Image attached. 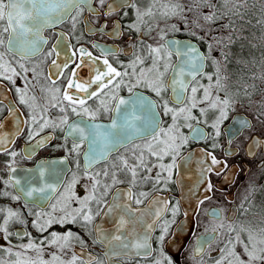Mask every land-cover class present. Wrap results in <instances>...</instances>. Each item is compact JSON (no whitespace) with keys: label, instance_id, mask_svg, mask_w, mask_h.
I'll return each instance as SVG.
<instances>
[{"label":"flooded vegetation","instance_id":"af4514ba","mask_svg":"<svg viewBox=\"0 0 264 264\" xmlns=\"http://www.w3.org/2000/svg\"><path fill=\"white\" fill-rule=\"evenodd\" d=\"M158 2L165 4L167 9L172 5L184 4L183 0L176 4L174 0H103V3L101 0H91L88 5L73 8L67 15L56 17L51 25L41 29L38 37L30 35V41H40L37 44L38 50L35 51L27 45L23 51H9L7 34L2 31L6 21L0 22V37L5 41L0 46V54L3 55L0 65H4L0 67V139L3 141L0 143V228L5 227L4 221L8 219L7 235L0 231V264H17L18 260L21 264H30L32 261L39 264L40 260L51 261L53 256L67 264L73 255L77 257L76 264H88L89 261L92 264H217L221 259L224 264H228L233 259L227 255L228 249L241 259L247 260L244 247L248 244L251 250L249 236L254 239L264 235L258 228L260 224L253 213L254 206H251V203L257 202L252 196L259 188V181L253 180L261 176L259 172L264 167V152L259 147L249 157L250 154L246 151V145L253 135L262 138L264 136L253 131L254 121L250 116L245 114L250 119L251 126L242 128L238 135L229 139L224 127L235 114L241 112L229 115L221 125L216 139L211 137L210 128L199 121L202 116L199 108H193L192 115L196 117L195 120L186 121L183 116L178 117L179 132L188 137V141L179 148L171 178L160 179L158 183L156 174L158 168L160 169L159 160L150 156L146 150L145 162L152 170L148 172L146 168H137L134 185L131 183V173L122 164L123 160H127L129 166H134L148 140H130L88 166L85 153L89 151V141L79 142L78 134L69 135L68 125L81 121L85 124L110 125L116 115L111 111L117 104L114 94L126 100L133 94H145L158 105L156 110L161 119L160 127L167 130L172 125V113L164 115L162 107L159 106L162 103L161 98L147 85L157 79L158 73H164L163 80L168 84L177 56L173 54L170 59L165 57L153 68L156 54L151 49L161 48L163 56L165 48L169 50V37L187 38L198 46L205 57L206 66L207 56L205 39L189 36L185 30L176 31L174 25L169 24V15L161 24L152 20L153 13L157 12ZM109 5H112L111 10ZM138 14L144 15L138 17ZM199 34L203 37L204 31L200 30ZM81 50L91 53V57H82ZM105 59L122 74L118 77H106L105 82L112 80L107 88L101 91L96 84H92L88 92L96 90L98 94L91 99H87V93L79 92L75 87L68 88L70 80L84 83L94 79L95 69L107 71L103 63ZM165 63L169 65L166 72ZM124 73L127 75H123ZM205 75L206 68L190 82L185 92L186 97L189 98L192 88ZM5 76L11 79H6ZM118 83L120 86L116 89ZM65 92L74 98L86 99L85 107L96 113L95 121L89 120L87 115L72 112V107L81 111L80 106L70 105L64 100ZM21 96L24 103H21ZM162 96L169 101L171 108L178 109L183 106L172 103L169 89ZM186 104L190 103L186 101ZM105 106L109 111L104 110ZM33 116L36 117L35 121L32 120ZM65 116L67 124H62ZM45 121H48V125L41 129ZM187 124H192L193 128H203L204 139L197 141L199 137H191L193 128L187 127ZM161 138L167 137L161 134L159 139L162 140ZM39 141L43 143L38 145ZM74 143H79L78 151L72 150ZM101 147V144H96L98 150ZM163 147V144L153 142L154 151ZM197 147L207 152L211 165L218 166L219 170L211 168L208 171L209 195L197 208L190 238L178 252H173L174 248L169 247V239L183 218L176 183L177 162L184 154ZM212 157H215L216 164L212 163ZM164 161L170 164L171 155H166ZM230 169L233 172L231 182L222 184L223 176ZM41 171L44 172L43 177L40 175ZM105 171L107 176L104 175ZM113 172L122 183L112 185ZM105 184L112 186L107 195L102 196ZM48 185L56 190L52 191ZM94 186V195L101 202H88L93 216L91 223L85 224L81 217H77L75 223H53L43 232L33 226L37 222L44 223L48 219L47 213L60 217L80 208L79 201L93 194ZM32 188L37 191L29 197L25 193ZM41 188H46V191H39ZM118 188H123L124 192L131 188L133 201L130 203L135 208L144 206L151 198L167 196V207L155 225L149 246L140 249L133 247L130 254L123 251L127 248L117 245L116 242L114 245H105L98 237L101 233L109 234L106 225L100 226L97 222ZM140 193L146 195L141 196ZM135 199L142 202L137 205ZM232 206L235 207V214L232 220H228ZM212 208L219 210V218L208 216V211ZM174 209L178 210L174 212ZM9 211L16 215L9 217ZM37 213L42 214L39 221ZM109 218L118 219V215ZM69 232L73 235L67 242L61 240L52 243V233L64 236ZM207 233H215L214 240L205 246L202 253L196 254L197 239ZM161 236L163 240L160 239ZM30 241L41 249L39 254L36 249L25 250L23 246ZM17 252L22 254L17 256ZM112 252L116 254L112 255Z\"/></svg>","mask_w":264,"mask_h":264},{"label":"snow or ice","instance_id":"6c2138e0","mask_svg":"<svg viewBox=\"0 0 264 264\" xmlns=\"http://www.w3.org/2000/svg\"><path fill=\"white\" fill-rule=\"evenodd\" d=\"M89 0H0V22H5L2 31L3 33L7 34V43L9 51H23L25 50V45H27L32 50H38L37 44L40 43L38 39L29 40V36L38 37L39 32L45 26L51 25L56 17H62L65 14H68L71 9L78 8L84 4H87ZM207 2V0H205ZM103 3V0H101ZM194 4L198 6V0H194ZM211 7V5H209ZM167 7V6H166ZM109 9H112V5H109ZM193 11L192 7H189L185 10V8L179 4L172 5L165 11V15L169 12L171 14L176 15L178 12ZM55 14V16H54ZM150 14V12H149ZM203 19L205 22H211L217 19L215 14L211 15H204ZM193 23L199 25L198 21H193ZM4 39L0 37V46L4 45ZM209 50H211V44H209ZM55 51V48L53 49ZM194 51V50H193ZM151 52L156 54V58L153 60V68H156L157 63L159 60L164 59L167 57L168 59L171 58L173 52L165 48L164 55H161V48H152ZM177 56H180L181 53L177 51L175 53ZM187 54V53H185ZM51 55V53H49ZM87 55L91 57V53H85L81 50V56ZM196 59L200 60V66L203 65L204 58L197 54ZM0 60H3V55L0 54ZM104 65L107 68V71H100L99 69H95L96 75L95 78L84 82V83H74L73 81H69L68 88H73L79 92L87 93V99H91L93 96H96L98 93L96 90L92 92H88L89 87L92 84H96L99 90H103L107 88L109 84L112 83L111 79H108L105 82L106 77H113V76H121L122 74L116 71L108 61L105 59L103 61ZM194 64L195 61H192ZM215 63V61H214ZM80 65H77L79 67ZM0 67H4V65H0ZM23 68V65H21ZM169 65L167 63L164 64L165 72L167 71ZM179 71L177 72L176 76L168 83L165 84L163 80L164 73H158V77L156 80L148 83V87L151 89L152 92L155 93L157 97L161 98V105L163 109L164 115L172 113V125L167 129H163L160 127V119L159 115L156 111L157 104L154 101L147 100L142 96H138L133 94L132 97L129 99L118 98L113 95L114 99H117V104L113 111L116 115L115 118L112 120L110 125L104 126L100 124H85L83 121L79 123H74L68 125L69 127V135L78 134L79 142L89 141V151L85 153V160L88 166L91 163L97 162L99 159H103L107 153L114 149L118 148L123 144H126L130 140L134 139H145L149 142L145 145V149L141 150L139 157L137 158V163L134 166H129L127 160H123L122 164L123 167L126 168L132 176L131 183L134 185L136 183V176H137V168L143 167L146 168L148 172H151V168L147 166L145 162V155L144 151L146 150L150 156H155L159 160H163L164 156L171 155V163L168 165L161 164L160 168L162 171L168 173V178H171L172 169L176 167V156L178 155L179 148L182 144L187 143L188 137L183 136L179 132V128L177 126V119L180 116H183L184 119L187 120H195L196 117L192 115V109L197 106V101L195 97V93L197 92V88H192V97L190 98V104H186V101L189 100L188 97L184 95L187 91V86L183 81V76L185 75L184 67L178 66ZM13 74H15V70H11ZM143 75V73H141ZM123 75H127L124 73ZM179 77V78H177ZM6 79H11L9 76H5ZM213 77L208 76V80L212 81ZM122 83V81H121ZM119 83L116 84L115 88H119ZM217 88L220 87V78L219 75L217 76L216 85ZM213 85L209 84L208 87L204 88V98L200 101L203 103L204 100H208L210 97V89ZM168 89L172 90V103L175 105H183L182 107L171 108L169 107V101L164 100L162 93L167 91ZM19 92L20 90L17 89ZM59 91V89H57ZM131 92V88L129 89ZM115 89H113V93ZM64 100H67L69 104H78L80 106L81 111H78L76 107H72V112L76 113L77 115H87L88 119L91 121H95L96 113L90 112L87 107H85L86 99H82L79 97L74 98L72 95H69L67 92L64 93ZM24 98L21 96V103H24ZM103 103V102H102ZM229 100L228 99H221L220 97H216V99L211 103L212 108H216L218 105L220 107V117L218 120L212 125L213 128L217 129V135H219L218 125L220 120L226 117V110L229 107ZM125 106V107H121ZM105 111H109V109L105 106ZM61 111H64L61 108ZM205 110L201 109V115H204ZM32 120L35 121L36 117L33 116ZM62 124H67V117L65 116L62 121ZM48 125V121H45L44 124L41 125V129ZM189 128H193L192 124L186 125ZM2 127V125H0ZM167 137L166 140H160V135ZM29 135L31 136L32 133L30 132ZM204 133L200 129L194 130V137H203ZM179 141V142H177ZM2 139H0V143H2ZM153 142L164 144V147L159 151L153 150ZM43 143V141H39L38 145ZM99 143L102 147L98 150L96 148V144ZM139 148L140 146L137 145ZM79 143L73 144V151H78ZM13 155H16L13 153ZM212 163L216 164L217 161L215 157H212ZM155 166V165H153ZM211 171V168L208 169ZM40 175L43 177L44 172L41 171ZM105 176L108 173L105 171ZM157 176V183L159 182L160 173L156 174ZM19 183V181H17ZM75 183V180L73 181ZM99 183V181H96ZM122 183L119 179H117L116 173H112V185ZM112 185H104V191L102 196L107 195L109 189ZM48 188H51L52 191H55V187L48 185ZM37 191V189L32 188L27 191L25 194L27 196H31L33 192ZM39 191L44 192L46 188H41ZM96 191L95 186L93 187V194H90L88 197H85L83 200L79 201L81 207L78 209H73L72 212H67L60 217L53 216L51 213H47L48 219L44 221V223H34V227H37L41 232L46 231L47 227H50L53 223H75L77 217H81L85 224L91 223L93 216L91 213V209L88 207V202L90 200H96V203L99 204L101 200L97 199L94 195ZM141 196H145L146 193H140ZM124 199L126 202H121ZM133 201V194L131 192V188H129L126 192L121 190H117L114 194L112 202L108 206V213H116L118 214V223L116 225V233L109 236H101V241H106L109 245H112L113 241H120V244L123 248H128L129 244L125 243L122 239V236L119 234L121 229L124 228L125 225L129 223H135L138 221L135 213L137 210L131 207V203ZM135 204L139 205L142 201L140 199H135ZM53 210H55V206H53ZM178 209H174L173 211H177ZM99 214V213H97ZM16 213L9 211V217L15 216ZM42 214L37 213V221ZM8 224V219H5L4 225L5 227L0 228V231L5 232L7 235V228L6 225ZM149 228L151 225L148 226ZM166 231V229H165ZM72 233L69 232L64 236H57L56 233H52V243H57L61 240L67 242V240L72 237ZM163 240V236L160 237ZM239 239V238H237ZM253 237L249 236V244H251V250L249 249V245L246 244L244 247V255L247 256V260L241 259L240 256H237L234 251L231 249L227 250V255L233 257V259L228 261V264H253L254 261H259L260 264H264V248L259 250V254L257 253V249L255 244H252ZM43 243V241H41ZM231 243V242H230ZM261 244H264V240L260 241ZM25 250L27 249H36L37 253L41 252L34 243L31 241L23 246ZM133 247L140 249V248H147V238L144 239L143 242H137ZM115 252H112V255H115ZM17 256L20 253L16 254ZM77 257L73 255L71 261L67 262V264H76ZM65 264L64 261L60 260L59 257L53 256L52 260L49 262H45L43 260L39 261V264ZM17 264H21L18 260ZM25 264H29V262H25ZM30 264H36L35 261L30 262ZM88 264H92L91 261ZM171 264V262H169ZM217 264H224V260L221 259L217 261Z\"/></svg>","mask_w":264,"mask_h":264},{"label":"water","instance_id":"95a60500","mask_svg":"<svg viewBox=\"0 0 264 264\" xmlns=\"http://www.w3.org/2000/svg\"><path fill=\"white\" fill-rule=\"evenodd\" d=\"M90 3L91 0H89V2L84 5H88ZM169 50L172 51L175 56H177L175 54L177 51L181 53L180 56H177V61L172 67V71L169 76V82L173 79L174 76H176L177 72L179 71L178 66H182L184 67L185 71V75L182 79L185 85L188 87L190 82L205 70L206 64L204 55L199 50L198 46L193 41L187 38L179 39L177 37H169ZM197 54L204 58L202 67L200 66V60L196 59ZM192 61H195V63L193 64ZM169 90L171 100L173 93L171 89ZM142 97L146 98L147 100H151L145 94H142ZM250 126V119L245 114L239 113L235 114L230 120V122L224 127V132L226 133V136L229 139L238 135L242 128H249ZM195 129H200L204 133L203 137H199L197 141L203 140L205 137V132L204 129L199 126L193 128V130L191 131V137L194 135ZM259 147H262V150L264 152V138L259 137L258 135H253V137L246 145V151L250 154L249 157H252ZM209 168H212L216 171L219 170L218 166L213 167L211 165L207 152L200 147L190 150L189 152L184 154L177 162L176 183L178 186V201L179 206L183 212V218L176 225L172 237L169 239V247L174 248L173 252H178L180 248L183 247L190 238L194 229V216L197 211V208L200 202L209 195L207 189V173ZM232 174V169H230L223 176L221 183L227 184L231 182ZM117 190H121L124 192L123 188L116 189L112 195V199ZM121 202L126 201L122 199ZM108 206L105 208L97 224H99L100 226L106 225L105 228L109 229V234L101 233V235L98 236L99 238L101 236L110 237L112 234H117L116 225L118 223V219L112 220V218L109 217L118 214H109ZM166 207L167 196L165 195L151 198L142 207H132L133 209L137 210L135 215L138 218V221L135 223H129L125 225L123 229H121V232L119 234L122 236L124 242L129 244V247L123 251L130 254L131 252H133V245H135L137 242H143L145 238H147V245L149 246L151 234L155 228L157 221L165 212ZM234 214L235 207L232 206L228 214V220H232ZM208 216L213 218H219V210L216 208L210 209L208 211ZM149 225H151L150 228L148 227ZM214 238L215 233H207L205 235H201L197 239L195 249V251L197 252L196 254L202 253L205 246L211 243ZM114 242H116L117 245L121 246L120 241H113V245ZM104 244L109 245L106 241H104ZM123 251L121 252L123 253Z\"/></svg>","mask_w":264,"mask_h":264},{"label":"trees","instance_id":"16d2710c","mask_svg":"<svg viewBox=\"0 0 264 264\" xmlns=\"http://www.w3.org/2000/svg\"><path fill=\"white\" fill-rule=\"evenodd\" d=\"M183 2L191 7V0ZM209 5V15L214 13L217 19L205 22L204 15L193 10L191 13L203 26L194 25L196 30L189 33V36L203 38L199 34L203 30L205 38L211 32H219L217 45H211L209 50L211 43L205 41L203 46L207 56L206 74L216 80L220 71L224 77L221 98L232 104L255 102L248 115L264 123V0H215ZM261 134L264 136V130ZM262 178L259 176L253 181ZM255 200L257 202L251 203L257 208L253 213L264 216V193H257Z\"/></svg>","mask_w":264,"mask_h":264},{"label":"rangeland","instance_id":"374dc122","mask_svg":"<svg viewBox=\"0 0 264 264\" xmlns=\"http://www.w3.org/2000/svg\"><path fill=\"white\" fill-rule=\"evenodd\" d=\"M174 1H175L174 4H176L177 1L180 2V0H174ZM191 1H192V4L190 6L193 8V10L196 13L200 12V14L209 15L211 13V11L208 9V5H209L210 2L214 3L215 0H207V2H205V0H198V6H196L194 4V0H191ZM158 3L159 4L156 7V9H157L156 11L157 12H154L153 16H152V20L153 21H156L157 23L161 24V22H165L166 21L167 15H169V24L174 25V28H175L176 31L177 30H179V31L185 30V31H188V33H191L192 31L196 30L194 25H197V24L193 23V21H198V20L193 15V13H191V12L189 13L188 11L178 12V14H176L175 17H174L173 14H171V12H169L167 15H165L164 13L168 9L165 7V4H160L161 2H158ZM183 5H184L185 10L187 8H189L185 3ZM142 15H144V14H142ZM142 15L138 14L137 16L141 17ZM184 20H186V21H184ZM198 22H199V25L203 24L200 21H198ZM204 35H205V32H204V34H202V36H203L202 39H205V41L208 42V43H211V45H217L216 36L219 37V32H211L209 35H206L205 38H204ZM218 61H220V60H218ZM208 76H210V75L206 74L205 77L198 84H196V86H195V88H197V92L195 93L197 106L195 108H199L198 110L200 112H201V109L205 110L204 115L200 116L199 121L210 128L211 137L213 139H216V137L218 136L216 134L217 133V129L213 128L212 125L220 117V107H221V105H218L216 108H212L210 105L216 99L217 96L221 98L220 89H222L221 88V84L223 82L224 77L222 76V73L219 71L220 87L217 88L215 86L217 79L209 81L208 80ZM209 84L213 85V87L210 89V97H209L208 100H204L203 103H200V101L203 100V98H204V88L208 87ZM192 95L193 94H192V91H191L190 94H189V100H188L189 103L191 102L190 98L192 97ZM221 99H223V98H221ZM254 104H255V102H253V101L250 102L249 104H242V105L241 104H237V103H234V104L229 103V107L226 110V117L224 119L220 120V122H219V125H218L219 131H220L221 125L229 117L230 114H232L233 112H241V113H244V114L248 115V112L251 111L250 109L253 108ZM192 111H194V110L192 109ZM195 111H197V110H195ZM253 121H254L253 131H255L256 133L261 134L262 130H264V123L261 120L256 121V120L253 119ZM161 139L162 140H166L167 138H161ZM165 157L166 156H164L163 160H159L158 159L159 160L158 161L159 166L161 164L168 165V162L164 161ZM158 172L160 173L159 180L163 179V178H166V179L168 178V173L165 172V171H162L161 168L160 169L158 168ZM162 172H164V173L162 174ZM259 174L263 178H262L261 181H259V184H258L259 188L256 190V193L252 196L254 198V200H255V195L257 193H259V192L264 193V167L260 170ZM255 210H253V211H255ZM256 216H257L256 217L257 220H259L258 224H260V227H258V228H260L259 230H261V232L264 233V216L263 215H259V214H256ZM261 240H264V235H260V236L255 237L253 239V242H252L253 244H255L258 254H259V250L261 248H264V244L260 243ZM17 253H20V255L22 254V252H17ZM253 264H260V262L259 261H254Z\"/></svg>","mask_w":264,"mask_h":264}]
</instances>
